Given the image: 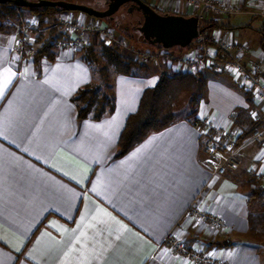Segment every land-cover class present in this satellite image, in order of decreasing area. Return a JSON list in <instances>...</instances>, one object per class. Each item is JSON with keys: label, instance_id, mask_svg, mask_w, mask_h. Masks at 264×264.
Wrapping results in <instances>:
<instances>
[{"label": "crops", "instance_id": "obj_1", "mask_svg": "<svg viewBox=\"0 0 264 264\" xmlns=\"http://www.w3.org/2000/svg\"><path fill=\"white\" fill-rule=\"evenodd\" d=\"M143 1L160 13L198 15L182 0ZM213 1L242 9L202 19L227 27L205 31L216 62L260 64L264 80V0ZM62 15L78 27H110L82 12ZM97 34L75 29L73 35ZM19 40L18 32L0 33V264H198L171 249L169 237L226 264H264V237L251 221L264 213V145L245 138L237 150L240 169L220 176L204 165L206 131L189 121L186 106L172 125L117 157L128 116L158 82L157 60L135 75L114 76L113 112L78 119L72 98L94 80L90 66L72 49L36 64L33 55H16ZM230 42L236 48L221 59L213 44ZM136 46L131 42L121 52L137 58ZM202 72L208 82L197 108L200 121L241 136L235 116L243 108L264 124V102L241 85L242 75ZM193 209L217 216L224 228L199 220Z\"/></svg>", "mask_w": 264, "mask_h": 264}, {"label": "trees", "instance_id": "obj_2", "mask_svg": "<svg viewBox=\"0 0 264 264\" xmlns=\"http://www.w3.org/2000/svg\"><path fill=\"white\" fill-rule=\"evenodd\" d=\"M25 10L38 14L40 17L36 39L39 47L33 53V61L36 64H40L43 60L55 61L58 51L55 49L54 40L56 39L55 36L59 23H55L56 19L54 17L56 14L65 11L57 7L21 8L10 3L0 4V33L20 32L25 19ZM106 20L110 19L106 18ZM115 23L121 28L120 21L116 20ZM212 26L227 28L225 24L218 21H200L201 32H205ZM47 27L49 29V35L45 33V28ZM19 36L21 37V35ZM61 37L63 35H57V40ZM140 40L142 41L141 38ZM208 43L211 44L209 38ZM157 48L160 50L164 49L161 46H157ZM175 48L180 52H185L192 49V44L187 48ZM99 52H101V56L106 60L108 66L106 68H111L113 73L110 75L106 72L105 67H100L98 53L92 42L86 45L79 53V56L92 69L94 80L80 88L72 98L77 104L78 119L91 117L94 120H100L107 112H113L116 107L113 91L114 76L116 74L135 75L136 69H149L150 66L147 63L148 61H143L138 57H125L121 52L120 45L111 41L107 43L103 37L100 39ZM220 55L222 56L221 59L225 58L223 57L224 55ZM220 55H218L219 58ZM207 82L208 77L204 72L194 74L188 71H164L159 73L157 84L154 87L145 89L137 111L128 116L125 127L120 135L116 156H123L149 135L172 125L178 119L175 103L184 92L190 93L188 101L190 112L187 117L193 124L198 123L200 120L196 116L197 108L205 95ZM250 92L246 91L247 99L250 102V106L254 108L255 106L252 105V93ZM235 120L243 128V133L239 137L240 143L251 134L253 129L264 127L262 122L257 121L251 116L248 109H238ZM251 221L252 224L254 223V231L264 237V213L260 216L252 217Z\"/></svg>", "mask_w": 264, "mask_h": 264}, {"label": "built area", "instance_id": "obj_3", "mask_svg": "<svg viewBox=\"0 0 264 264\" xmlns=\"http://www.w3.org/2000/svg\"><path fill=\"white\" fill-rule=\"evenodd\" d=\"M188 3L193 4L196 9H198V16L200 20L210 15L224 14L226 16L238 15L242 13V9L239 7H226L220 3H216L213 0H182ZM260 16L264 20V11L261 12ZM35 27V24L32 21H24L20 29V50L22 52L27 51L26 43L28 38V33ZM84 32H103L105 35H113L109 28L103 30L101 28H96L94 25L90 24L83 27H77ZM204 32L199 34V37L193 42L194 47L189 50V54L185 57L183 66L186 67L185 71L198 74L206 68L214 69L217 72H229L235 75L242 77L241 85L246 89H255L256 98L259 101L264 102V80L263 72L260 64H255L250 67H246L238 59H231L225 63L224 66H221L216 62L214 53H211L210 44L208 43V38L203 36ZM98 35V34H97ZM88 43L87 40L79 35L78 37L72 39H63L58 41L55 46L56 49H78L82 45ZM217 52L220 51L222 55H227L233 51L236 47L232 43H219L214 46ZM138 58L143 61H151L152 53L149 50L139 52L136 50ZM196 126L203 127L205 129L203 149L205 153L204 165L212 170L214 173L224 176L228 172L238 171L241 167V163L237 157L238 147L244 140L240 143L238 135L226 130L218 129L213 131L211 129L210 123L207 121H199L194 124ZM249 137L258 144L264 145V127H257L252 130ZM264 181V175L259 177ZM193 208V207H192ZM192 213L195 217L199 218L204 222L209 223L212 227L216 229L224 228V223L215 215L209 214L207 212L200 211L198 209H193ZM166 244L173 249L176 253L186 256L190 260L198 264H226L222 261H217L211 259L198 251H194L184 244L169 237L166 241Z\"/></svg>", "mask_w": 264, "mask_h": 264}, {"label": "water", "instance_id": "obj_4", "mask_svg": "<svg viewBox=\"0 0 264 264\" xmlns=\"http://www.w3.org/2000/svg\"><path fill=\"white\" fill-rule=\"evenodd\" d=\"M10 3L21 8L57 7L65 12H82L91 17L110 20L129 4L142 14L140 32L143 42L164 49L189 47L201 33L198 15L160 13L143 0H106L105 9H96L81 2L69 0H0V4Z\"/></svg>", "mask_w": 264, "mask_h": 264}, {"label": "rangeland", "instance_id": "obj_5", "mask_svg": "<svg viewBox=\"0 0 264 264\" xmlns=\"http://www.w3.org/2000/svg\"><path fill=\"white\" fill-rule=\"evenodd\" d=\"M77 2H81L83 4L89 5L93 8L96 9H105V4L104 1L105 0H74ZM62 13H66V12H61L55 15V23H59L58 26V30H57V34H56V39L54 40V43L56 44L58 41L63 40V39H72L75 37H78L79 35H73L74 34V30L77 29V25L74 21L69 20V18L65 17L62 15ZM24 16L25 19L24 21L28 20V21H32L35 24V27L27 34L28 38H27V51L22 52L20 50V45L18 43V47L16 49V55H18V57L22 58L27 54V55H33L34 51L39 47V44L36 42L37 39V35H38V30H39V24H40V17L38 14L35 13H31L28 10L24 11ZM123 16H125L123 18ZM120 20L121 21V28L117 26V24L115 23L116 20ZM110 23V27L109 30L113 33V35H103V39H105L107 42H115L118 45L125 46L126 48L129 47V43H134L136 46V49L134 48V50L132 51V53H138L136 52V50H138L139 52L145 51L146 48H150V49H156L157 46H151L149 44L144 43L143 41L140 40L139 38V33L137 32V30H134L133 25L136 23L135 19L129 15H125L124 12L121 10L120 12H118V14L116 13L114 15V19L111 20H107ZM130 21H133L132 25L129 27L127 26V29L125 28V25H128ZM120 28V29H119ZM125 28V30H124ZM72 31V32H71ZM20 35V32L17 31ZM45 33L46 35H49V29L48 27L45 28ZM57 35H63V37H61L60 39L57 40ZM83 36V35H82ZM89 36H91V42L94 44L95 49L97 50L98 53V57H99V63H100V67L102 68H106L108 67L106 64V60L101 56V52L100 51V39L102 38L101 35H84L83 37L87 38V40L89 39ZM203 36L210 38L209 35H207L205 32L203 33ZM133 38V39H132ZM90 42V43H91ZM128 43V44H127ZM232 43V42H230ZM235 44V43H232ZM88 45V43L82 45L80 48L78 49H73L74 51H76L77 53H80L84 47ZM213 46H216V44H213ZM146 47V48H145ZM194 47V43H192V48ZM236 47V44H235ZM130 48V47H129ZM56 49V46H55ZM169 50V49H166ZM57 51H60V49H57ZM171 52H159L158 54H153L152 52V58L151 59H155L157 60L158 64L156 65L154 62V69L157 70L158 73L167 71V72H180L181 70L176 68L173 69V65H176V67H180L181 64H183L182 62L184 61L185 57L188 56L189 52H178V50L176 48H171L170 50ZM155 55V56H154ZM223 57H225V60L229 59V57H227V55H224ZM140 59V58H139ZM170 63H169V62ZM150 62V61H148ZM151 63V62H150ZM152 65V64H151ZM223 66V65H221ZM106 72L110 75H112L113 71L112 69H105ZM225 73L226 76H231V74ZM189 97H190V93L186 92V93H182L181 96L179 97V99L176 101L175 103V108L177 109V112L179 114L184 113V111L186 110V106H188V101H189Z\"/></svg>", "mask_w": 264, "mask_h": 264}, {"label": "flooded vegetation", "instance_id": "obj_6", "mask_svg": "<svg viewBox=\"0 0 264 264\" xmlns=\"http://www.w3.org/2000/svg\"><path fill=\"white\" fill-rule=\"evenodd\" d=\"M104 4H105V7H107L106 6V0L104 1ZM130 5L131 4H129V5H127V6H125V7H122L118 12H120L121 10L124 12V14L125 15H129V16H131V17H133L134 19H135V24L133 25V28H134V30H137V32L139 33V37L142 39V41H143V35H142V33L140 32V30H139V27H141V19H142V14H141V12L140 11H138L136 8H132V9H130ZM158 11V10H157ZM118 12H117V14H118ZM159 12V11H158ZM118 20V19H117ZM118 21H120V20H118ZM121 22V21H120ZM132 23H133V21H130L129 22V24L128 25H125V27H126V29H127V26H131L132 25ZM121 24V23H120ZM128 30V29H127Z\"/></svg>", "mask_w": 264, "mask_h": 264}, {"label": "snow or ice", "instance_id": "obj_7", "mask_svg": "<svg viewBox=\"0 0 264 264\" xmlns=\"http://www.w3.org/2000/svg\"><path fill=\"white\" fill-rule=\"evenodd\" d=\"M7 83V81H5V84Z\"/></svg>", "mask_w": 264, "mask_h": 264}]
</instances>
